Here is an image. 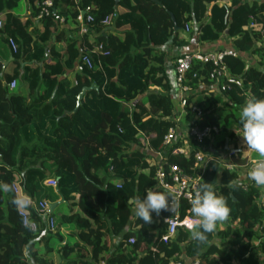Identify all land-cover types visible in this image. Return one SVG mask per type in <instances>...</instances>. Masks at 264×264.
Here are the masks:
<instances>
[{"label":"trees","instance_id":"obj_1","mask_svg":"<svg viewBox=\"0 0 264 264\" xmlns=\"http://www.w3.org/2000/svg\"><path fill=\"white\" fill-rule=\"evenodd\" d=\"M229 2L225 22L219 0H53L54 14L52 10L39 19V0H0V15L5 16L0 26V185L11 187L18 176L22 192L32 199L54 203L63 197L76 207H69V215L53 214V231L44 216L32 211V228L17 214V196L0 189V264H53L48 257L52 240L64 242L58 254L69 264H169L181 256L188 258L185 263L199 259L201 264H264V235L258 231L264 219V188L255 183L248 190L230 186L237 170L219 166V161L246 162L236 152L227 157L223 143L226 138L233 142L237 128H243L240 113L246 101L264 99V0ZM86 6L93 21L82 42L90 45L89 37L96 33L94 42L109 51L92 69L79 57L77 17ZM111 13L116 16L102 25ZM223 36L233 38L238 53L224 57V63L240 76L242 86L218 91L209 77L212 65L192 60L184 84L191 90L189 102L202 114L197 116L187 105L185 113L179 101L173 102L164 49L170 44L182 49L193 37L210 44ZM9 37L17 43L16 53L11 52ZM245 52L260 55L259 68L245 63ZM181 54L170 57L173 68ZM12 80L15 86L10 88ZM93 83L98 90H87L75 108L81 89ZM190 122L220 129L212 143L220 147L209 151L212 159L200 185L213 183L217 195L228 199L231 214L225 229L218 226L209 235L207 245L198 246L184 227L164 244L160 235L166 225L156 223L155 212L153 223L139 220L134 202L148 189L165 192L155 188L156 167L148 163L147 151L162 150L171 127L178 137L171 150L182 146ZM204 146L196 144L195 149ZM164 153L159 165L165 170L173 163L194 172L192 154ZM49 176L57 180L56 187L44 183ZM166 213L162 210L158 216ZM59 223L74 224L72 243L65 242Z\"/></svg>","mask_w":264,"mask_h":264},{"label":"built area","instance_id":"obj_2","mask_svg":"<svg viewBox=\"0 0 264 264\" xmlns=\"http://www.w3.org/2000/svg\"><path fill=\"white\" fill-rule=\"evenodd\" d=\"M78 2V0H75ZM218 2V1H217ZM219 4L224 8L225 15L224 21L227 22L230 15V2L229 0H219ZM53 10V11H52ZM51 11L54 14L53 8V0H39V12L36 15V18L47 17L51 14ZM210 11V7L208 8ZM116 16L115 13H111L107 15L104 19L100 21L102 25L108 26L112 19ZM78 20L80 21V30L78 35L80 36L79 43V57L80 61L87 68L92 69L95 64L101 65V59L104 56L109 54V51L105 49L104 44L101 42H93L90 45L82 42L83 36L87 33L88 27L87 24L93 21V16L90 13V8L88 6L82 8V11L78 15ZM55 19L59 21H63L62 18H58L55 16ZM3 20H1L0 16V26L2 25ZM185 29L188 30V26H185ZM8 43L12 53H16L17 51V43L13 37H9ZM237 51L232 48L225 47L216 50L202 51L197 50L195 52H186L177 57L174 61V72H175V86L180 93V105L182 106L183 111H185V106H189L191 111H195L197 116H200L202 110L196 104L189 102L188 95L191 93L190 88L184 84L185 74L190 69L191 61L198 60L202 63H210L212 68L209 73L210 79L213 81L214 85L218 91H226L230 90L232 85L237 87L242 86V81L240 76L233 75L229 72L226 64L224 63V57L226 56H237ZM96 62V63H95ZM224 79L222 84H219V80ZM15 86V81L12 80L9 83V87L13 88ZM225 100V99H224ZM187 111H185L186 113ZM220 129L216 126H204L200 127L198 124L194 122H190L189 125L184 128L185 137L182 139V146L174 148L171 150V146L174 141L178 140L176 136V129L171 127L168 132L163 137V142L160 145V149L158 152H148L152 153V156L156 158V161L152 164L149 159H147L148 163L151 166L156 167L154 172V178L156 180L155 188L162 189L165 192H172L176 195L178 206L176 208L175 213L171 211H166V215L163 216L162 222L166 225V230L160 235V241L164 244H168L176 235L177 229L184 227L186 228L187 223L191 219V204L190 201L193 198L195 192L199 188L200 181L205 172L206 166L209 161L212 159L209 156V151H213V148L220 147L212 146L214 141V136L218 135ZM226 140V139H225ZM207 141V143H206ZM205 146L203 149H195L196 144H203ZM227 144V145H225ZM224 150L227 151L226 156L231 157L236 152V149H233L229 146L228 143H223ZM166 149V150H165ZM164 150V151H163ZM170 151L172 154H182L184 156H193V173L185 172L182 168H180L176 164H169V168L165 170L162 166H160V160L164 157V152ZM237 153V152H236ZM240 159H244L240 155ZM262 158H252L247 160L245 163H228L227 161L220 162L219 166L226 167L227 169H236L238 172V176L234 180L235 184L242 188L243 190H248L249 186L254 185V181L249 179L248 173L253 170L255 165ZM47 186H57V180L53 177L49 176L45 179L44 182ZM120 187V185H117ZM11 191L16 196L27 197L30 199L31 204L27 210L23 207H17V214L22 221L24 226H29L34 228L33 222H31V212L34 211L40 216L45 217V221L47 223V227L49 230L53 231L56 228V221L53 217L52 213L48 212L49 202L46 200L38 201L32 199L27 194L23 193L20 185L18 176H15L14 180L11 183ZM261 199L264 200V194H262ZM187 229V228H186ZM258 231L261 235H264V219L262 220L261 225L258 227ZM128 242L132 244L134 242V238L130 237ZM257 245V242H256ZM182 259V260H180ZM179 259L172 260L170 264H201L199 259H190L188 263L185 261L188 258H184L181 256Z\"/></svg>","mask_w":264,"mask_h":264},{"label":"clouds","instance_id":"obj_3","mask_svg":"<svg viewBox=\"0 0 264 264\" xmlns=\"http://www.w3.org/2000/svg\"><path fill=\"white\" fill-rule=\"evenodd\" d=\"M240 121L244 142L262 158L248 173L249 179L254 181L257 187L264 188V99L252 98L246 101L241 109ZM233 183L235 182L230 181L229 185ZM0 189L12 190L8 185H0ZM13 203L18 208L27 210L31 201L18 195ZM190 204L192 216L186 225L190 238L198 246L207 245L209 235L215 234L218 226L230 218L228 199L224 195H217L213 183L204 182L195 192ZM177 206L178 201L174 193L148 189L143 199L136 200L134 213L145 224H151L153 212L157 215L162 210L175 213Z\"/></svg>","mask_w":264,"mask_h":264},{"label":"crops","instance_id":"obj_4","mask_svg":"<svg viewBox=\"0 0 264 264\" xmlns=\"http://www.w3.org/2000/svg\"><path fill=\"white\" fill-rule=\"evenodd\" d=\"M210 7V6H209ZM1 16V20H3L4 18H5V16H3V14L2 15H0ZM68 28H70L69 26H68ZM97 35L98 34H96V33H94V34H91L90 35V37H89V42H94L95 40H96V37H97ZM182 38L186 41L187 40V37H186V35H182ZM232 39L233 38H229V37H225V36H223V37H221L219 40H217V41H214V42H212V43H210V44H206V43H200V42H198L194 37L193 38H191L185 45H183L182 46V49L181 48H179V47H177L176 45H172V44H170V45H168V46H166L165 47V52L167 53V55H166V57H165V62H166V69H167V73H168V76L170 77V79H171V83H172V85H173V87H174V91H173V102H174V104H176L177 103V101H179V92L175 89L176 87H175V85H174V68H173V65H172V62L170 61V57L172 56V55H174V54H181V53H184V52H189V51H197V50H202V51H209V50H216V49H220V48H223V47H229V48H232L233 49V44H232ZM263 40H264V36H263V38H262ZM242 54V56H243V58L246 60V61H248L247 63L250 65V64H252L253 62H254V60H252L250 57H249V53H241ZM252 56H254V57H257L256 55H252ZM11 58V57H10ZM10 58H9V60H10ZM258 58V57H257ZM8 60V61H9ZM8 61L7 62H5L4 63V65H3V67L4 66H6L7 64H8ZM260 69H262V68H260ZM176 106V105H175ZM177 110V109H176ZM180 110V109H179ZM178 113V112H177ZM239 131H237L239 134L237 135V137H236V139L233 141V142H231L230 143V141H229V139L228 138H226V142L229 144V146L232 148L233 147V149H236V152L239 154V155H241L244 159L243 160H245V161H247V160H250V159H252V158H260V156L256 153V152H254L253 150H251V149H249L248 147H247V145H246V143L244 142V140H243V137H242V135H243V128H240V129H238ZM150 155H152V153H149ZM150 158H151V156H150ZM150 158H148V159H150ZM61 199H59L57 202H58V204H57V209H62L63 207H66L67 208V210H69V201L68 202H66V201H64V202H61L60 201ZM134 207H135V202H134ZM133 207V208H134ZM72 208V210L74 211L75 209H76V207L75 206H71L70 207V209ZM56 209V210H57ZM56 210L55 211H53L52 212V214H55V215H59V213L60 214H63V211H58L57 213H56ZM156 217V223H159L160 221H162V218L163 217H160V216H158V215H156L155 216ZM221 228V227H220ZM60 229H62L63 230V228H60ZM222 229V228H221ZM66 238V237H65ZM66 240V242H67V239H65ZM216 240L218 241V238H216ZM73 241H71V243H72ZM57 243V244H56ZM55 244V246H57V245H60L58 242H56ZM223 243H224V246H222L223 248H225L226 249V242L225 241H223ZM255 245H256V242H255ZM53 246H54V244H53ZM228 247V246H227ZM140 250L141 251H144L145 250V245L143 244L142 246H141V248H140ZM172 260H169V264H170V262H171ZM233 263H235V262H233Z\"/></svg>","mask_w":264,"mask_h":264},{"label":"rangeland","instance_id":"obj_5","mask_svg":"<svg viewBox=\"0 0 264 264\" xmlns=\"http://www.w3.org/2000/svg\"><path fill=\"white\" fill-rule=\"evenodd\" d=\"M226 33V32H225ZM250 54V53H249ZM253 54H250L249 55V57L252 59V60H254V62L252 63V64H250L251 66H253V67H256V68H259L260 67V65H259V63H258V61H259V57H260V55L258 56V58L257 57H254V56H252ZM248 62V61H247ZM247 62H245V63H247ZM184 117V115L183 114H180V119H182ZM181 122L182 123H184L185 122V120L184 119H182L181 120ZM237 129H240V127H238ZM236 135H238V134H236ZM235 135V136H236ZM179 139H182V136H180L179 137ZM140 147H141V145H140ZM152 156V155H151ZM150 162L153 164L155 161H156V158L154 157V156H152L150 159ZM230 160H232V159H230ZM57 207L58 206H56L55 207V209H54V211L57 209ZM58 211H63V214H65V215H69V210H67V208L66 207H63L62 209H57L56 210V213L58 212ZM59 215H62V214H60L59 213ZM59 226L61 227V228H63V230L61 229V232L63 233V235H64V237H66V238H64V239H67V243L69 242V243H71V241H73V235H72V232L74 231V224L72 223H65V224H60L59 223ZM222 229H225V223H222V224H220L219 225ZM65 242H66V240H65ZM56 241H49V243H48V245L49 244H51L52 245V252L50 253V255L48 256V257H50L51 258V260H52V263L53 264H69V262L66 260V259H61L60 258V255L58 254V251H59V249L61 248V246L64 244V242L62 243V244H60V245H57V246H55L56 244ZM53 244H54V246H53ZM40 247H41V245H40ZM39 251H40V253L42 254L43 253V251H44V248H40L39 249ZM71 264V263H70Z\"/></svg>","mask_w":264,"mask_h":264},{"label":"water","instance_id":"obj_6","mask_svg":"<svg viewBox=\"0 0 264 264\" xmlns=\"http://www.w3.org/2000/svg\"><path fill=\"white\" fill-rule=\"evenodd\" d=\"M172 20H173V23H174V29L176 30V29H177V26H176V24H175V19H174L173 16H172ZM11 59H12V57L10 58V60H11ZM90 89L98 90V87H97V85L94 84V83L91 84V85L88 86V87H83V88L81 89V91L79 92V94L77 95V104H76V107H75V108H77V107L81 104L82 97L84 96L85 92H86L87 90H90ZM225 143H227L226 140H225ZM225 145H227V144H225ZM60 201H61V202H64L65 200H64L63 197H61V200H60ZM57 204H58V202L49 203V209H48V212H49V213H52V212L54 211L55 207L57 206Z\"/></svg>","mask_w":264,"mask_h":264}]
</instances>
